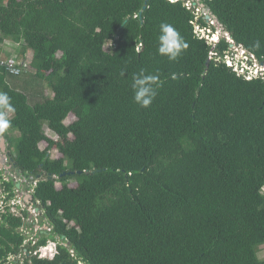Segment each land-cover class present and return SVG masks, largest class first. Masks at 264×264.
<instances>
[{
    "label": "trees",
    "instance_id": "16d2710c",
    "mask_svg": "<svg viewBox=\"0 0 264 264\" xmlns=\"http://www.w3.org/2000/svg\"><path fill=\"white\" fill-rule=\"evenodd\" d=\"M200 5L264 64V0ZM162 23L187 44L174 61L158 52ZM197 26L209 28L167 0H0V51L21 56L27 88L9 87L0 56V93L14 108L3 136L29 208L52 227L33 241L26 210L23 221L0 211V264H264V70L227 66L231 42L211 45ZM141 71L160 81L146 108L131 87ZM0 187L14 196L1 171ZM56 236L68 247L39 259Z\"/></svg>",
    "mask_w": 264,
    "mask_h": 264
},
{
    "label": "rangeland",
    "instance_id": "374dc122",
    "mask_svg": "<svg viewBox=\"0 0 264 264\" xmlns=\"http://www.w3.org/2000/svg\"><path fill=\"white\" fill-rule=\"evenodd\" d=\"M201 2V0H196V3ZM199 4H195V6H197V11L196 14L198 16H201L204 18L205 20V16L209 15L210 18L209 20H205L206 23L209 25V28H207L206 30L204 29H200L198 26L195 27V32L201 37V38H205L208 39L209 41H211V45H215L218 43V41L220 40V38L222 36H224V31L222 30L221 26L218 25L217 23H215L214 21H212L211 19V15L208 11V14L203 12V9H201ZM193 7V6H192ZM193 11V8H192ZM195 12V10L193 11ZM210 27H214L215 29L212 30ZM226 40L231 42L229 35L226 34ZM10 43V42H9ZM210 44V43H209ZM233 45V43L231 42L230 44V50L232 54H229L225 57V63L227 64V66H232L235 71H237V69H239V72H241V70H243L242 73L245 74L244 71L246 69L249 68V61H251V65L254 68L253 73H256L257 70H263L264 68V64H260L257 63L256 61H254V58H250L247 57V54L241 49V48H237L235 45ZM19 55V54H18ZM0 56H3L4 60L8 63H13L16 65V60L17 63L21 62V56L20 57H13L15 56L14 53H12V51L10 50H1L0 51ZM251 60H250V59ZM8 75H7V83L9 85V87L15 91L21 92V93H26L27 92V88H25V86H23V76L21 75V71L19 69H11V68H6ZM48 86H44L43 83L40 84H35L32 88L33 91H36V95H38L42 90L44 93H46L47 95H49V90H48ZM33 94V93H31ZM30 95V94H29ZM30 98H34V96L30 95ZM38 96L36 97L35 101L37 100ZM8 116H14V113H9ZM74 120H76V118L74 116H72L71 114L66 118L65 120V124H70L72 123ZM45 132V136L47 135V137L49 138H53L54 134L48 130L46 127L44 129ZM18 133H13V135H17ZM7 137H9V135H7ZM1 136H0V140H1ZM40 149H44L46 147V145H44V143H40L39 145ZM7 146H4V151L1 150V144H0V171H1V175L4 178V181L6 182H12L13 186H14V196L12 198H10L9 200H6L9 196L8 192H5L3 188L0 187V211L5 213L8 212L10 214H12L15 217H20L23 221V174L20 172V170L17 168V163H16V154L14 152H9L7 149ZM51 158L52 159H58L60 158V153L57 152L55 149H53L51 151ZM67 184L70 187H75L76 186V182L73 179H70ZM56 189H61V183H56ZM70 226H74V223L71 222ZM77 228V227H76ZM78 229V228H77ZM23 230V229H22ZM31 230V231H30ZM27 235H31L32 238L34 236V228L28 229L27 230ZM60 245H64L68 247V244L66 242H64V238H58L56 236V240H55V248H54V257L58 254V246ZM70 247V246H69ZM51 251V249H48V252ZM70 253L73 255V250H71V248L69 249ZM43 255H45L43 253ZM54 257L50 258H43V259H47V260H52ZM258 258L259 259H264V246H262L260 248V251L258 253ZM9 261L11 262H16L17 264H22L23 261V256H10L9 257ZM19 261V262H18Z\"/></svg>",
    "mask_w": 264,
    "mask_h": 264
},
{
    "label": "clouds",
    "instance_id": "9594fccd",
    "mask_svg": "<svg viewBox=\"0 0 264 264\" xmlns=\"http://www.w3.org/2000/svg\"><path fill=\"white\" fill-rule=\"evenodd\" d=\"M160 35H159V47H158V52L161 55L167 56L169 60L174 61L178 58V56L181 54V52L187 48V44L183 41V38L180 36L179 32L170 24L167 23H162L160 25ZM258 47V44H257ZM257 72L254 74L258 73H263L262 70L256 69ZM254 69H251L247 71L248 73H253ZM249 76V74H248ZM132 90H133V100L136 104L140 105L141 107H148L151 105L152 101L154 100L157 89L160 87V81L159 77L157 75H149L145 74L143 71H141L138 75L133 76V82H132ZM14 111L13 106L11 105L10 102V97L6 93H0V136L2 137L1 139L4 138L5 144L7 146L6 149L9 148L7 140L3 136V131L9 127L10 124V119L11 116H8L9 113H12ZM75 121V120H74ZM73 121V122H74ZM71 124V123H70ZM47 128V127H46ZM48 129V128H47ZM49 130V129H48ZM47 137V135H46ZM49 138V137H47ZM53 139V138H49ZM41 143H44L47 147V142L42 141ZM40 145V143H39ZM44 149H39L40 150H45ZM11 152V150H10ZM27 178H23V210H26L28 213V218H32L31 213L29 211V203L31 202V196L29 192H27L25 189L27 187ZM39 217L38 221L32 225L34 228V236L32 238L31 235H29V239H33V241L38 240L39 234H45L47 235L48 233L52 232V227L47 223L46 219H44L43 213L39 211ZM42 219V221H41ZM34 220V217H33ZM29 223V222H28ZM55 240L48 239L47 243L40 247L41 248H50L54 249L55 248Z\"/></svg>",
    "mask_w": 264,
    "mask_h": 264
},
{
    "label": "built area",
    "instance_id": "2783aa9c",
    "mask_svg": "<svg viewBox=\"0 0 264 264\" xmlns=\"http://www.w3.org/2000/svg\"><path fill=\"white\" fill-rule=\"evenodd\" d=\"M185 6L188 8V9H191L192 8V6H193V4H191V2L189 1V0H187L186 2H185ZM197 11V10H196ZM195 11V12H196ZM198 12V11H197ZM14 65L15 64H13V63H8V65H7V68H11V69H17V68H15L14 67ZM243 72V70H241V72L240 73H242ZM249 78V77H248ZM1 205V204H0ZM29 211H30V213H31V216L32 217H34V220L33 221H29V219H28V222H33V224L32 225H34L37 221H38V217H39V210L38 209H29ZM48 249L49 248H41V249H38L34 254L35 255H37V257L39 258V259H43V258H52V257H54V253H55V251H54V249H51V251H49L48 252ZM43 253L45 254V255H43Z\"/></svg>",
    "mask_w": 264,
    "mask_h": 264
},
{
    "label": "bare ground",
    "instance_id": "6f19581e",
    "mask_svg": "<svg viewBox=\"0 0 264 264\" xmlns=\"http://www.w3.org/2000/svg\"><path fill=\"white\" fill-rule=\"evenodd\" d=\"M167 1H169V2H171V3H176V2H182L183 3V6L184 7H186L185 6V2L187 1V0H174V1H171V0H167ZM190 2H191V4H193V11L195 10H197L196 8H197V6H195V4H199L198 2L196 3V0H189ZM200 5V4H199ZM200 7H201V9H203L202 8V6L200 5ZM187 8V7H186ZM192 8L191 9H189V10H192ZM188 9V8H187ZM194 14H195V16H196V19H198V18H200L201 16H198L197 14H196V12H194ZM212 18V17H211ZM212 21H214L215 23H217V21H215L214 19H211ZM224 33V32H223ZM224 36L226 37V33H224ZM203 39H205V38H203ZM208 43H210L211 44V41H209L208 39H205ZM231 40V39H230ZM232 41V40H231ZM234 45V44H233ZM233 45H231V46H233ZM227 65V64H226ZM230 67H232V66H230ZM255 67H252V65H249V68L248 69H246V70H244V71H249V70H251V69H254ZM263 70H264V68H263Z\"/></svg>",
    "mask_w": 264,
    "mask_h": 264
},
{
    "label": "water",
    "instance_id": "95a60500",
    "mask_svg": "<svg viewBox=\"0 0 264 264\" xmlns=\"http://www.w3.org/2000/svg\"><path fill=\"white\" fill-rule=\"evenodd\" d=\"M171 1H174V0H171ZM145 9H146V4L143 7V10H145ZM203 12L208 14V11L205 9H203ZM211 17H212V19H214L216 21V18L213 15ZM209 18H210L209 15L205 16V20H209ZM208 62H209V60H208ZM208 62H207V64H208ZM0 144H1V150L4 151V146L6 145L4 138L0 140ZM29 198H31V196H29ZM41 221H42V219H41Z\"/></svg>",
    "mask_w": 264,
    "mask_h": 264
},
{
    "label": "flooded vegetation",
    "instance_id": "af4514ba",
    "mask_svg": "<svg viewBox=\"0 0 264 264\" xmlns=\"http://www.w3.org/2000/svg\"><path fill=\"white\" fill-rule=\"evenodd\" d=\"M7 150L10 152V149L9 148Z\"/></svg>",
    "mask_w": 264,
    "mask_h": 264
}]
</instances>
